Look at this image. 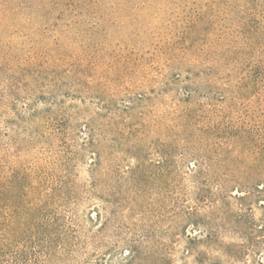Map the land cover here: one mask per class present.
<instances>
[{
	"label": "rangeland",
	"instance_id": "374dc122",
	"mask_svg": "<svg viewBox=\"0 0 264 264\" xmlns=\"http://www.w3.org/2000/svg\"><path fill=\"white\" fill-rule=\"evenodd\" d=\"M148 4L102 2L70 64L42 59L2 101L0 157L9 175L20 168L19 212L35 181L42 213L62 219L39 234L9 224L6 264L34 241L58 251L45 264H264V194L219 192L210 162L198 175L180 144L165 143L177 99L203 75L192 62L172 67L175 21L153 14L168 11L163 3ZM10 30H0V51L27 52ZM13 204L9 195L8 221Z\"/></svg>",
	"mask_w": 264,
	"mask_h": 264
},
{
	"label": "trees",
	"instance_id": "16d2710c",
	"mask_svg": "<svg viewBox=\"0 0 264 264\" xmlns=\"http://www.w3.org/2000/svg\"><path fill=\"white\" fill-rule=\"evenodd\" d=\"M104 1L126 0H0V30L11 28L28 45L27 52H20L22 47L16 44L0 51V106L18 90L22 73L42 59L49 66L75 59L71 47L83 42L88 30L84 18L96 13ZM134 1L169 7L153 14L172 15L175 21L166 33L171 65L178 68L192 62L191 68L198 65L194 75H203L201 81L190 83L196 86L195 93L186 89V97L177 99L168 127L172 135L165 143L180 144L186 158H193L198 175L208 173L204 167L210 162L219 192L264 194V0ZM179 45L182 50L176 52L173 47ZM188 70L190 81L195 69ZM20 173L15 166L9 175L0 157V264H6L9 224L37 234L61 226L60 217L42 213L35 181L28 186L34 195L28 210L19 212ZM9 195L15 210L11 221L6 214ZM33 243L23 246L19 264H45L58 254L52 246Z\"/></svg>",
	"mask_w": 264,
	"mask_h": 264
}]
</instances>
